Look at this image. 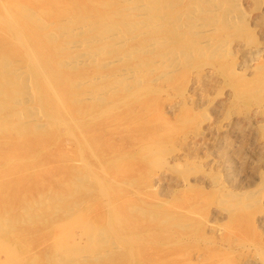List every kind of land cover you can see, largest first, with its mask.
Here are the masks:
<instances>
[{
	"label": "rangeland",
	"instance_id": "374dc122",
	"mask_svg": "<svg viewBox=\"0 0 264 264\" xmlns=\"http://www.w3.org/2000/svg\"><path fill=\"white\" fill-rule=\"evenodd\" d=\"M19 1L0 0V60L10 72L29 71L27 80L34 90L29 91L27 82L28 100L35 99L36 111L47 116L41 117L46 140L33 148V156L15 160L30 167L23 174L30 171L38 178L30 190L22 176H5L4 181L14 178L21 184L19 189L0 190V264H264V0H139L150 9L148 18L155 16L157 25L162 24L153 31L140 26L138 13L143 9L126 11L124 0H63L54 8V0ZM10 2L28 8L41 27L26 21ZM75 5L80 7L77 13ZM62 9L70 15L66 10L59 13ZM54 14L71 19L66 34L62 28L57 31L62 20ZM90 20L99 25L95 28ZM11 22L38 37L35 43L62 65L54 67L66 76L65 95L54 112L41 100L39 81L31 75L24 50L27 43L18 39L19 30ZM102 27L119 39H101L109 32ZM116 30L123 35L117 36ZM63 34H71L69 40ZM78 37L87 42L80 52L92 62L76 59L83 54L77 51L81 55L75 56L64 47ZM67 54H72L70 59ZM115 68L119 74L134 69L131 77L124 75L126 87ZM113 78L119 84L110 83ZM17 88L0 93L3 116L15 111L11 103ZM73 96L81 100L77 103ZM2 141L1 148H9L11 138ZM1 162L0 173L4 167L17 169L7 164L11 161ZM68 251L104 255L77 263L65 259Z\"/></svg>",
	"mask_w": 264,
	"mask_h": 264
},
{
	"label": "bare ground",
	"instance_id": "6f19581e",
	"mask_svg": "<svg viewBox=\"0 0 264 264\" xmlns=\"http://www.w3.org/2000/svg\"><path fill=\"white\" fill-rule=\"evenodd\" d=\"M21 1V0H20ZM19 1V2H20ZM33 1V0H32ZM36 2H38V0H35ZM35 1H33V2H35ZM62 1L63 0H54V4H53V8H54V5L57 7V6H59V3L61 2L62 3ZM72 1V3H76L78 0H71ZM93 1V0H92ZM119 1H121V0H119ZM142 1V0H141ZM27 2H30L29 0H27ZM35 2V4H37ZM66 2V1H65ZM122 2V1H121ZM6 3H9V1L8 2H6ZM67 3V2H66ZM69 3V2H68ZM99 3V2H98ZM123 5L125 6V8H126V11L127 10H138V11H140V9L142 10V11H140V12H142L141 14H139L138 12V15L140 16V17H138L137 16V14H136V17H138L139 18V20H140V26H142V30H146V31H153V29L152 28H154V27H157V28H160L161 26H162V24H161V26H160V24L159 25H157V23H156V20H158V18L156 19V20H154L153 18L155 17V16H153L152 17V20L151 19H149L150 18V16H149V18H148V15L150 14V9L149 8H146L142 3H140L139 2V0H124L123 1ZM150 3V2H149ZM149 3H145V4H149ZM171 3V2H170ZM10 4L12 5V8L13 9H15V10H17L21 15H23L24 17H26V18H24V20L26 19V21L27 20H30V22L32 23H35V24H37V22H38V19L37 18H35V17H33L34 15H33V13H31V11L30 10H28V8L27 9H24L19 3H14V2H10ZM30 4V3H29ZM6 5V4H5ZM33 5H34V3H33ZM94 5H95V2H94ZM122 5V4H121ZM143 5V6H142ZM151 5V4H150ZM52 6V5H51ZM51 6H49V8L51 7ZM63 6V5H62ZM70 6V5H69ZM72 6V5H71ZM84 6V5H83ZM96 6H97V4H96ZM67 7V6H66ZM74 8H72V9H76V11L74 10V13H77V9H80V7L78 6V5H75V6H73ZM151 7H153V6H150V8ZM177 7V6H176ZM88 8V7H87ZM123 8V7H122ZM167 8V7H166ZM30 9V8H29ZM47 9H48V7H47ZM83 9H85V8H83ZM152 10H153V8H151ZM63 10V9H62ZM66 10V9H65ZM65 10H63V11H61V12H59V13H63ZM48 11H51V10H48ZM88 11H89V9H88ZM106 11H108V10H106ZM123 11V10H122ZM125 11V10H124ZM131 11V12H132ZM134 11L132 12L133 14H134ZM210 11V10H209ZM44 12H46V11H44ZM51 12H53V10L51 11ZM55 12V11H54ZM57 12V11H56ZM68 11L66 10V12L65 13H67ZM111 12V11H110ZM109 12V13H110ZM114 12V11H113ZM130 12V13H131ZM153 12V11H152ZM196 12V11H195ZM47 13V12H46ZM86 13V12H85ZM131 13V14H132ZM135 13H136V11H135ZM194 13V12H193ZM205 13V12H204ZM203 13V14H204ZM223 13V12H222ZM19 14V15H20ZM31 14H32V16H31ZM51 14V13H50ZM67 14H69V13H67ZM78 14H79V12H78ZM111 14H113L112 12H111ZM176 15H177V13H175ZM200 14H202V13H200ZM47 15V14H46ZM55 15V14H54ZM57 16H58V14H56ZM52 16L53 18H56L57 16ZM62 15V14H61ZM60 15V16H61ZM70 15V14H69ZM74 15V14H73ZM81 15V14H80ZM80 15H78V16H80ZM85 15V14H84ZM49 16V15H48ZM64 16V15H63ZM126 16H127V12H126ZM129 17H130V15H128ZM127 16V17H128ZM133 16V15H132ZM166 16V15H165ZM179 16V15H178ZM177 16V18H179ZM190 16H192V15H190ZM135 17V18H136ZM158 17V16H157ZM49 18V17H48ZM51 18V17H50ZM57 18H60V17H57ZM66 19H62V18H60V20H62L61 21V23L58 25V27L59 28H57V31H59L60 32V30H61V28L63 29V33H65L66 34V32H64V30H65V28H66V25L67 24H70V23H72V22H70L71 21V19H67V18H69V17H65ZM78 19H79V17H77ZM131 18V17H130ZM133 18V17H132ZM135 18H133V19H135ZM175 18V17H174ZM52 19V18H51ZM96 19V18H95ZM100 19V18H99ZM98 19V20H99ZM104 19V18H103ZM46 21H49L48 19H45ZM59 20V19H58ZM97 20V19H96ZM115 20V19H114ZM123 20V19H122ZM154 20V21H153ZM160 20V19H159ZM177 20V19H176ZM56 21V20H55ZM78 21V20H77ZM80 21V20H79ZM83 21H86L85 19L83 20ZM81 22L82 23V25L83 24H85L86 26L88 25L89 26V23L91 24V21L92 20H90V22L89 23H84V22ZM95 21V20H94ZM101 21H103L102 19H101ZM109 21V20H108ZM135 21H137V19H135ZM161 21V20H160ZM29 22V21H28ZM51 22V21H50ZM49 22V23H50ZM59 22V21H58ZM74 22H76V21H74ZM73 22V23H74ZM97 22V21H96ZM103 22H105V20L103 21ZM131 22V21H130ZM12 23V22H11ZM40 23V22H39ZM44 23V22H43ZM43 23H42V25H43ZM52 23V22H51ZM80 23V22H79ZM92 23H93V21H92ZM159 23V22H158ZM13 25L12 26H14V29L16 28V30H19L18 32H19V34H18V39L20 40V41H23V42H25V43H27V44H24V50H25V47H26V49L28 50V55L30 56V58H27V59H29V64L31 65L30 66V68H32V71H31V75H33L34 77H35V79H37L39 82H37L38 83V85H40V88H38V89H40V97H41V100H42V102H44L46 105H47V107L49 108V110L50 111H52V112H54V111H56L57 110V104H56V102L57 101H61L60 100V98L61 97H63L65 94L63 93L64 91H65V88H66V82L64 81V80H66L65 78H66V76L65 75H63V74H61V73H59V72H56L55 70H57V69H55V67H54V65L56 66L57 65V61L55 62L52 58H51V56L48 54V52H47V50H46V48L43 46V45H39L38 43H35V42H39L38 40H39V38L37 37H35L34 36V34H31V33H29V32H24V30L22 29V27H19V26H17V25H15L14 23H12ZM94 24V23H93ZM110 24H111V22H110ZM146 24V25H145ZM194 24V23H193ZM39 25V26H38ZM73 25V24H72ZM76 25H77V23H76ZM75 25V26H76ZM79 25H81V24H79ZM79 25H77V26H79ZM96 25H99V24H94L93 26H95V28H96ZM112 25V24H111ZM157 25V26H156ZM38 28H40L41 27V24H37L36 25ZM69 26V25H68ZM74 26V25H73ZM87 26V27H88ZM92 25H90V27H91ZM102 26V25H101ZM100 26V27H101ZM108 26V25H107ZM127 26V25H126ZM139 26V28H141ZM160 26V27H159ZM48 27V26H47ZM81 27V26H80ZM84 27V26H83ZM100 27H99V29H100ZM111 27V26H110ZM129 27V26H128ZM55 28V27H54ZM73 28V27H72ZM76 28H78V27H76ZM82 28V27H81ZM85 28V27H84ZM92 28V27H91ZM103 29L105 28V27H102ZM106 28H108V27H106ZM122 28V27H121ZM58 29H60V30H58ZM69 29H70V27H69ZM68 29V30H69ZM117 29V28H116ZM125 29V28H124ZM130 29V28H129ZM166 29V28H165ZM76 30V29H75ZM96 30V29H95ZM105 30V32L106 31H109V30H106V29H104ZM104 30H103V32H104ZM114 30H115V26H114ZM113 30V31H114ZM128 30V29H127ZM131 30V29H130ZM139 30V29H138ZM154 30H156V29H154ZM48 31H49V29H48ZM47 31V32H48ZM54 31V30H53ZM52 30H50V32H53ZM70 31H72V30H69V32ZM77 31V30H76ZM85 31V30H84ZM93 31V30H92ZM99 31V30H98ZM97 31V32H98ZM117 32L119 31V30H116ZM43 32H45V31H43ZM68 32V31H67ZM68 32V33H69ZM72 32H74V31H72ZM90 32V31H89ZM101 33H103L102 31H100ZM120 33H118L117 34V36L119 35V34H121V31H119ZM127 32V34L125 33V35H124V37L126 38V35H128V31H126ZM131 32V31H130ZM145 32V31H144ZM157 32V31H156ZM155 32V33H156ZM61 33V32H60ZM74 33H76V32H74ZM84 33V32H83ZM82 33V34H83ZM115 33L116 32H112V30H110L109 32H107V34L106 33H103L104 34V36L103 37H100L99 35L100 34H97L96 32L94 33V31L92 32V34H97V36H99L101 39H105V40H109L110 42H112V41H114L115 40ZM139 33H140V31H139ZM142 33H143V31H142ZM146 33H148V32H146ZM151 34H152V32H150ZM154 33V32H153ZM194 33V32H193ZM47 34V33H46ZM46 34H43V35H45L46 36ZM55 34V33H54ZM80 34V33H79ZM137 34V33H136ZM144 34V33H143ZM51 35H52V33H51ZM71 34H68V35H64L63 34V36H67V38L70 36ZM74 35V38H75V34H73ZM85 35H87V34H85ZM90 36H91V34H89ZM88 35V36H89ZM121 35H123V33L121 34ZM121 35H120V39H122V38H124V37H122L121 38ZM145 35V34H144ZM53 36V35H52ZM58 35H56L55 34V36H53V38L54 37H57ZM59 36H61V35H59ZM88 36H87V38H88ZM130 36V35H129ZM142 36V35H141ZM161 36H163V35H161ZM161 36H158L157 37V39H159V37H161ZM194 36V35H193ZM62 37V36H61ZM60 37V38H61ZM77 37V36H76ZM85 37V36H84ZM71 38H73V36L71 37ZM79 38H81V37H78V39L76 40V42L75 43H72V44H70V45H67V44H65L64 42H63V45H64V47L66 46V48H68L67 50L68 51H70V52H74V54L77 52V51H79V53H81L80 52V49H81V44H83V45H87V42H85V40L83 41H80L79 40ZM90 38H92V36L90 37ZM128 39H130L129 37H127ZM154 39L156 38V37H153ZM174 38V37H173ZM38 39V40H37ZM46 39V38H45ZM49 39H50V37H49ZM66 39V38H65ZM82 39H83V37H82ZM93 39V38H92ZM97 41H99L100 39L99 38H95ZM119 39V37L117 38L116 37V40H118ZM150 39V38H149ZM165 38H164V36H163V40H164ZM46 40H48V39H46ZM52 40H54V39H52ZM68 40H69V38H68ZM71 40V39H70ZM88 40H89V38H88ZM115 40V41H116ZM126 40V39H125ZM156 40V39H155ZM154 40V41H155ZM80 41V42H79ZM93 41H95V40H93ZM102 41H104V40H102ZM121 41H124V40H121ZM159 40H157V42H158ZM165 41V40H164ZM164 41H162V42H164ZM56 42V41H55ZM67 42V41H66ZM71 42V41H70ZM96 42V41H95ZM104 42H106V41H104ZM126 41H124V43H125ZM151 42V44H155V42L154 43H152V41H150ZM160 42V41H159ZM60 43V42H59ZM108 43V42H107ZM115 43H119V42H114V44L113 45H115ZM48 44V43H47ZM101 44V42L99 43V45ZM105 44V43H104ZM119 44H121V42L119 43ZM119 44H118V46H119ZM158 44V43H157ZM59 45V44H58ZM58 45H56V46H58ZM61 46H62V43L60 44ZM59 45V46H60ZM89 45H90V43H89ZM93 45V44H92ZM91 45V46H92ZM97 45H98V43H97ZM97 45H95V46H97ZM102 45V44H101ZM106 45V44H105ZM104 45V46H105ZM111 45V44H110ZM122 45V44H121ZM144 45V44H143ZM146 45H148V43L147 44H145L144 46H146ZM163 45H164V43H163ZM91 46H89V47H91ZM150 46V45H149ZM148 46V47H149ZM152 46V45H151ZM157 46V45H156ZM159 46L160 45H158L157 46V48H159ZM53 47V46H52ZM63 47V46H62ZM83 47V46H82ZM89 47H87V48H89ZM94 47V46H93ZM92 47V48H93ZM114 47V46H113ZM123 47V46H122ZM121 47V48H122ZM126 47V46H125ZM125 47H124V49H125ZM143 47V46H142ZM147 47V48H148ZM153 47H155V45L153 46ZM161 47V46H160ZM55 48V47H54ZM145 48V47H144ZM144 49L145 50V52H146V50H147V52H149L148 51V49ZM156 48V47H155ZM51 49V48H50ZM79 49V50H78ZM86 49V48H85ZM85 49H83V50H85ZM99 49V48H98ZM98 49H96V50H98ZM107 49V48H106ZM116 49V48H115ZM152 49V48H151ZM10 50H11V52H13V53H16V50L12 47V48H10ZM23 50V51H24ZM61 50V49H60ZM91 50L92 49H90V52H91ZM96 50H95V52H96ZM100 50V49H99ZM104 50H105V48H104ZM121 50V49H120ZM123 50V49H122ZM137 50H141V49H137ZM143 50V49H142ZM157 50V49H156ZM53 51V50H52ZM58 51H59V49H58ZM87 51V50H86ZM116 51V50H115ZM136 51V50H135ZM8 52H10V51H8ZM27 52V51H26ZM54 52H55V50H54ZM65 52H67V51H65ZM83 52V51H82ZM87 52H89V50L87 51ZM140 52V51H139ZM92 53V52H91ZM97 53V52H96ZM100 53V52H99ZM109 53V52H108ZM127 53V52H126ZM169 53V52H168ZM60 54V53H59ZM59 54H57V56L59 55ZM81 54H83V56L81 55ZM80 55L79 54H77L76 53V55L75 56H80V57H78V58H76V59H81V61H85V60H87L86 62H89L90 61V59H91V57L90 56H88L87 54L86 55H84L85 53L83 52V53H81ZM90 54V53H89ZM104 54V53H103ZM102 54V55H103ZM107 54V53H106ZM106 54H104V56H106ZM111 54V53H110ZM124 54V53H123ZM141 54V53H140ZM145 54H147V53H145ZM152 54V53H151ZM55 55V54H54ZM69 54H67V56H68ZM70 55H72V54H70ZM69 55V57H67V56H65V57H67L68 59H70L71 58V56ZM98 55V54H97ZM100 55V54H99ZM126 56L128 55V54H125ZM125 55L123 56L124 58H125ZM56 56V55H55ZM74 56V55H73ZM72 56V57H73ZM94 56H95V54L93 55V58H94ZM151 56V55H150ZM97 57V56H96ZM127 57H129V56H127ZM3 58V57H2ZM16 58H18V57H16ZM59 58H61V59H63L62 57H59ZM105 58H107V57H105ZM133 58V57H132ZM131 58V59H132ZM163 58V57H162ZM1 59V58H0ZM60 59V60H61ZM95 59V58H94ZM101 58H99L98 60H100ZM103 59H104V57H103ZM116 59H117V57H116ZM130 59V60H131ZM135 60L137 59V58H134ZM170 59V58H169ZM14 61H15V59H13ZM19 60V59H18ZM57 60V59H56ZM67 60V59H66ZM65 60V61H66ZM89 60V61H88ZM95 60H97V58L95 59ZM115 60V59H114ZM117 60H121V58L119 57V59H117ZM9 61H10V59H9ZM17 61V60H16ZM20 61V60H19ZM61 61H64V60H61ZM70 61V60H69ZM75 61V60H74ZM104 61H106V60H104ZM113 61V60H112ZM127 61V60H126ZM129 61V60H128ZM13 62V61H12ZM67 63H70V62H68V60L66 61ZM91 62H92V59H91ZM95 62V61H94ZM101 61H96L95 63H100ZM103 62V61H102ZM101 62V63H102ZM106 62H108V61H106ZM111 62V61H110ZM114 62V61H113ZM116 63H117V61H115ZM114 62V63H115ZM139 62V61H138ZM138 62H135V63H137V64H140V65H142V68H145L146 66H145V64H144V66H143V64H142V62H140V63H138ZM26 63H27V61H26ZM26 63H25V65L24 66H26ZM67 63H62L64 66L65 65H67ZM71 63H73V61L71 62ZM77 63H81L80 62V60L79 61H77ZM85 63V62H84ZM112 63V62H111ZM10 64V63H9ZM12 64V63H11ZM59 65L61 64L60 63V61H59V63H58ZM86 64V63H85ZM84 64V65H85ZM90 64V63H89ZM107 64V63H106ZM122 64V63H121ZM121 64H117V65H121ZM59 65H58V67H59ZM68 65H71V64H68ZM76 65V64H75ZM74 65V63H73V66H75ZM82 65H83V63H82ZM95 65V64H94ZM96 65H98V64H96ZM95 65V66H96ZM102 65V64H101ZM104 65V64H103ZM114 65H116V64H114ZM116 65V66H117ZM134 65V64H133ZM136 65V64H135ZM139 65V66H140ZM60 66H62V65H60ZM77 66V65H76ZM138 65H136L135 67H137ZM6 67L8 68L9 67V65L8 64H6V61L4 60V59H2V60H0V70H1V72H0V87H2L3 86V90H1L0 89V93L1 94H4V95H6V91L5 90H10V91H14V89L15 88H17V86H18V84L17 83H15L16 81H19V83H20V85H21V87H19V88H21L20 90H18L19 88H17V92L16 93H13V94H15V96H16V98L13 100L14 102L13 103H11L12 104V107H13V109L15 110V111H13V114H11V115H9V114H7L6 116H3V114L2 113H0V125H4V127H0V162L1 163H3L4 161H11V162H13V163H7V164H15V166H14V168H17L16 170H15V172H13V170H10L11 169V167H9V168H5L4 167V169H3V171L0 173V180H2L1 182H0V190H3V191H5V189H8V190H10V188L11 189H19L20 188V184L21 183H18V181H17V183H15V182H13L12 180H14V178H17V177H23L22 179H24L25 178V180L27 181H25L27 184H25L26 185V187H27V189H29L30 190V184H35V183H37V181H35V179H38V178H35L33 175H31L30 174V171L29 172H26L27 174H23L22 172H23V170H25V171H28L27 169L28 168H30V167H28V166H26V165H23V164H20V162H22V161H15V160H24L23 159V157H26V156H28L32 151H33V148L35 147V146H39V145H41L42 144V142L40 141V140H43V139H45L46 140V138L44 137V136H46V134L45 133H43L42 131H41V128H42V121L44 120H41V115L39 114V112H37V111H39L40 109H38L37 111H36V108H37V106H36V108H35V105H36V102L35 103H33L32 104V102H34V100L32 99V100H28V98H30V93L31 92H29L31 89L30 88H32V87H30L31 85H30V81L28 82V80H27V77L29 76V75H27L26 73H28V72H25V68L22 66V68H24L25 70H23V69H21V70H19V68L18 69H16V70H11V72L9 71V69H6ZM68 67V66H67ZM70 67V66H69ZM69 67H68V69L67 70H69ZM90 67H92L91 66V64H90ZM94 67V66H93ZM101 67H103V66H101ZM125 67H127V65L125 66ZM133 68H134V66H132ZM11 68H13V67H11ZM15 68V67H14ZM71 68H72V65H71ZM77 68V67H76ZM80 68H83L82 66L80 67ZM118 68V67H117ZM117 68H115V70H118ZM123 68V67H122ZM121 68V69H122ZM140 68H141V66H140ZM28 70H29V65H28V68H27ZM125 69V68H124ZM127 69H128V67H127ZM130 70H131V68H129ZM128 69V70H129ZM134 69H136V68H134ZM133 69V70H134ZM145 69H148V67H146ZM144 69V70H145ZM60 70V69H59ZM66 70V71H67ZM73 70V69H72ZM77 70V69H76ZM76 70H74V71H76ZM113 70V69H112ZM133 70H132V72L131 71H129L128 73L130 74H132L133 73ZM141 70V69H140ZM139 69H138V71H140ZM58 71V70H57ZM119 71L120 70H118V72H115V73H118L119 74ZM122 71H124L123 69H122ZM136 71V70H135ZM142 71V70H141ZM147 71V70H146ZM155 71V70H154ZM60 72H61V70H60ZM67 72H69V71H67ZM82 72V71H81ZM125 73L127 72V70L126 71H124ZM149 72H150V70H149ZM78 72H76L74 75H76ZM139 73H141V72H139ZM143 73H146L145 71L143 72ZM71 74V73H70ZM103 74V73H102ZM127 74V73H126ZM126 74H123V72L121 73L120 72V74L118 75L119 77H118V79H120V80H123V82H124V79H125V77L126 76H124V75H126ZM129 74H127L128 76H129ZM130 74V76L129 77H131L132 75ZM135 74V73H134ZM133 74V75H134ZM10 75L12 76V78L10 77ZM78 75V74H77ZM81 75V74H80ZM84 75H87V74H83V76ZM93 75V74H92ZM92 75H90V76H92ZM109 76V75H108ZM110 76H111V74H110ZM11 79H9V78ZM75 77V76H74ZM78 77V76H77ZM76 77V78H77ZM80 77V76H79ZM78 77V78H79ZM135 77H136V75H135ZM30 78H32V76L30 77ZM70 78V77H69ZM69 78H67V81H68V79ZM83 78H87L86 76H84ZM82 78V79H83ZM92 78V77H91ZM95 78V77H94ZM128 78V77H127ZM126 78V79H127ZM139 78V77H138ZM35 79H32V81L33 80H35ZM75 79V78H74ZM80 79V78H79ZM97 79V78H96ZM107 79V78H106ZM110 78H108V80H109ZM125 79V80H126ZM78 80V79H77ZM87 80V79H86ZM101 80H102V78H101ZM100 80V81H101ZM112 81L110 82V83H112L113 81H114V85H115V81L117 80H115L114 78L113 79H111ZM135 80V79H134ZM70 81V80H69ZM96 81V80H95ZM99 81V80H98ZM105 81V80H104ZM104 81L103 82H101V83H104ZM127 81V80H126ZM128 81H129V79H128ZM29 83V91L27 90L28 89V87H26V85H28V83ZM34 82V81H33ZM73 82V81H72ZM72 82H70V86H72L73 85V83ZM84 82H85V80L83 81V82H81V83H83L84 84ZM89 82V81H88ZM87 81H86V83H88ZM94 82V81H93ZM92 82V83H93ZM108 82V81H107ZM117 83H118V81H116ZM120 82V81H119ZM122 82V81H121ZM122 82V83H123ZM37 83H34V85L36 84L37 85ZM69 83V82H68ZM98 83V82H97ZM97 83L95 82V84L97 85ZM125 83H127V82H124V84ZM134 83V82H133ZM79 84H80V82H79ZM105 85H106V81H105V83H104ZM104 84H102V85H104ZM119 84V83H118ZM123 84V85H124ZM68 85V84H67ZM107 85H108V83H107ZM109 85H112V84H109ZM114 85H112V86H114ZM123 85L121 84V86L123 87ZM128 85V84H127ZM69 85H68V88H71ZM74 86V85H73ZM75 86L77 87V85L75 84ZM92 86H94V85H92ZM99 86H101L100 85V82H99ZM120 86V87H121ZM89 87H91V86H88V87H84L85 88V91L87 90V88H89ZM116 87V86H115ZM125 87H126V84H125ZM27 88V89H26ZM36 88H37V86H36ZM78 88V87H77ZM82 88V87H81ZM124 88V87H123ZM122 88V89H123ZM33 90H34V88H32ZM115 89V88H114ZM114 89H112L113 91H115ZM27 92H29V96L28 95H25V93H26V91ZM101 90L102 89H98V91L99 92H97L98 94H101L102 92H101ZM109 90V89H108ZM3 93H2V92ZM37 89H36V93H37ZM84 91V92H85ZM93 91H94V88H93V90L92 91H89V92H91V93H93ZM95 91H97V90H95ZM104 91V90H103ZM107 91V90H106ZM15 92V91H14ZM76 92V91H75ZM79 93H80V91H78ZM32 93H33V91H32ZM69 93V92H68ZM86 93H88V92H86ZM86 93H83L84 95H88V94H86ZM27 94V93H26ZM37 94H39V93H37ZM37 94H35V95H37ZM67 94V93H66ZM71 94V93H70ZM73 94V93H72ZM104 94V93H103ZM67 95H69V94H67ZM66 95V96H67ZM81 95V94H80ZM90 95V94H89ZM2 96V95H1ZM32 96V95H31ZM76 96H79V94H76ZM95 96H96V94H95ZM98 96V95H97ZM96 96V98H98ZM100 96H102V95H99V98H102V97H100ZM32 97H34V96H32ZM36 97H38V95L36 96ZM74 97V96H73ZM79 97H81V96H79ZM91 97V99H92V97H94L93 95L92 96H90ZM39 98V97H38ZM38 98H36V99H38ZM65 98V97H64ZM78 98V97H77ZM82 98V97H81ZM84 98V97H83ZM82 98V99H83ZM3 99H5V98H3ZM31 99V98H30ZM67 99H69V98H67ZM71 99V98H70ZM74 99H75V97H74ZM87 99V98H86ZM95 99V98H94ZM9 100H11V99H9ZM11 100V101H12ZM76 100V102L78 101V100H81V99H75ZM75 100L73 101V102H75ZM89 100V99H88ZM37 101H39V100H37ZM41 102V101H40ZM40 102H38V104H40ZM62 102V101H61ZM73 102H71V103H73ZM93 102V101H92ZM1 103V102H0ZM3 103V102H2ZM7 103V102H6ZM5 103V104H6ZM9 103V102H8ZM63 103V102H62ZM78 103V102H77ZM4 104V103H3ZM61 104V103H60ZM80 104V103H79ZM7 106V105H6ZM59 106V105H58ZM9 107V106H8ZM64 107V106H63ZM0 108H1V106H0ZM59 109H60V106H59ZM42 110H43V107H42ZM78 110V109H77ZM43 111H45V110H43ZM60 111V110H59ZM59 111H57V113L59 112ZM63 111V110H62ZM61 111V112H62ZM64 111H65V108H64ZM67 111V110H66ZM65 111V112H66ZM51 112V113H52ZM7 113V112H6ZM46 113V112H45ZM68 113V112H67ZM59 114V113H58ZM5 115V114H4ZM62 115H63V113H62ZM44 116H46V114H44ZM43 116V117H44ZM49 116V115H48ZM55 116H56V112H55ZM59 115H57L56 117H58ZM64 116V115H63ZM42 117V118H43ZM47 117V116H46ZM50 117V116H49ZM49 117H48V122H49V120L50 121H52L51 119H52V117H50L51 119H49ZM65 117V116H64ZM59 118V117H58ZM55 119V117H53V120ZM61 119H63V118H61ZM69 119V118H68ZM58 120V119H57ZM44 122V121H43ZM45 124H47L46 122H45ZM48 125V124H47ZM60 126V125H59ZM57 128V127H56ZM7 137H9V138H11V141L10 142H8L7 143V145L9 146V148H7V149H5V148H1V146H2V144L1 143H3V141L2 140H4L5 138H7ZM2 141V142H1ZM4 142H6V141H4ZM45 145V144H44ZM36 150V149H35ZM34 152V151H33ZM32 154V156H33V153H31ZM30 154V155H31ZM39 157V156H38ZM35 158V157H34ZM27 159V158H26ZM64 159V158H63ZM30 160V159H29ZM27 161V160H26ZM35 161V160H34ZM29 163V162H28ZM36 163H37V161H36ZM35 163V164H36ZM41 163V162H40ZM35 164H33V165H35ZM7 167V166H6ZM32 169V168H31ZM44 169V168H43ZM30 170V169H29ZM16 174V175H15ZM29 174V175H28ZM10 175H13V177L14 178H11V179H9V180H5L4 181V179H5V176H10ZM61 179V178H60ZM7 190V191H8ZM20 191V190H19ZM14 192V191H13ZM20 193V192H19ZM5 193H3V195H4ZM18 199V198H17ZM131 211V210H130ZM55 212V211H54ZM60 213V212H59ZM79 216V215H78ZM77 223V222H76ZM77 224H79V222L77 223ZM68 225V224H67ZM80 226V225H79ZM71 228V227H70ZM66 232V231H65ZM64 232V233H65ZM69 232V231H68ZM87 233V232H86ZM97 233V232H96ZM84 234V233H83ZM65 235V234H64ZM66 236V235H65ZM70 236H72V235H70ZM81 236V235H80ZM85 237H86V235H85ZM88 237V236H87ZM59 238V237H58ZM57 239V238H56ZM91 240V239H90ZM96 240V239H95ZM82 241H85V238H84V240H82ZM87 241V240H86ZM85 241V242H86ZM97 241V240H96ZM98 242V241H97ZM101 243V242H100ZM83 244H85V243H82V245ZM88 244V243H87ZM90 244V243H89ZM81 245V246H82ZM86 246V245H85ZM74 247V246H73ZM75 247H77V246H75ZM74 247V248H75ZM83 248H84V245L82 246ZM1 248V247H0ZM4 248V247H3ZM79 248V247H78ZM88 248H89V245H88ZM91 248V247H90ZM8 249V248H7ZM76 249V248H75ZM86 249V248H85ZM12 250V249H11ZM14 250V249H13ZM78 250V249H77ZM89 250V249H88ZM105 250H106V248H105ZM114 250H116V249H114ZM10 251V250H9ZM14 251H16V250H14ZM113 251V250H112ZM111 251V249L109 250V252H112ZM17 252V251H16ZM105 252V251H104ZM8 253V252H7ZM15 253V252H14ZM9 254H10V252H9ZM8 254V255H9ZM17 254V253H16ZM68 254H70V251H68L67 253H66V256H64L65 257V259H66V257H67V259L68 260H70V259H74L77 263L79 262V263H83V262H88L89 260H94V259H99L100 257H102L103 255H104V253H102L101 251H97V252H92V253H85L84 255H76V254H71V255H68ZM11 255H13V254H11ZM73 255V256H72ZM5 257V256H4ZM20 257V256H19ZM12 259V258H11ZM72 259V260H73ZM95 261V260H94ZM74 262V261H73ZM71 263V262H70ZM75 263V262H74Z\"/></svg>",
	"mask_w": 264,
	"mask_h": 264
}]
</instances>
